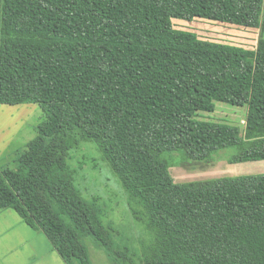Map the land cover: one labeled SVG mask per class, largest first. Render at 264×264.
I'll use <instances>...</instances> for the list:
<instances>
[{"label":"trees","instance_id":"16d2710c","mask_svg":"<svg viewBox=\"0 0 264 264\" xmlns=\"http://www.w3.org/2000/svg\"><path fill=\"white\" fill-rule=\"evenodd\" d=\"M264 0H0V104H36V136L0 165V210L43 232L64 264H264V173L175 182L163 153L264 160V37L252 48L200 38L172 19L263 29ZM245 107L243 128L202 120ZM97 145L149 233L140 256L103 224L69 165ZM226 153V152H224Z\"/></svg>","mask_w":264,"mask_h":264},{"label":"rangeland","instance_id":"374dc122","mask_svg":"<svg viewBox=\"0 0 264 264\" xmlns=\"http://www.w3.org/2000/svg\"><path fill=\"white\" fill-rule=\"evenodd\" d=\"M172 22L175 28L195 32L205 40L246 48H252L257 43V32L253 28L201 18L191 21L174 18ZM22 112H26L25 117L22 116ZM245 112V107L217 102L214 112H198L196 116L202 120L226 122L243 128ZM42 117V110L36 104L28 107L1 106L0 123L12 122L18 127L15 129L16 138L7 149L19 147L24 149L26 141L36 136V127ZM222 151L226 153L217 154L216 159L209 162L189 160L182 150L165 152L162 158L170 164L169 171L175 182L264 173V160L228 164L225 156L230 154L233 148ZM14 154L15 152L10 156L3 154L0 157V165L14 167ZM68 162L82 197L85 200L98 199L101 219L104 225L113 229L114 241L122 248H129L132 253L140 256V242L148 241L150 235L144 225L132 217L127 203V193L97 145L87 140H79L78 145L70 150ZM85 243L92 264H112L106 251L91 236L85 237ZM131 258L135 260V264H139L136 256L132 255ZM0 264H63V260L43 232L32 230L14 210L7 208L0 210Z\"/></svg>","mask_w":264,"mask_h":264},{"label":"crops","instance_id":"0c3cea01","mask_svg":"<svg viewBox=\"0 0 264 264\" xmlns=\"http://www.w3.org/2000/svg\"><path fill=\"white\" fill-rule=\"evenodd\" d=\"M262 18H263V21H264V15H263ZM255 31L257 32V39L260 37V35H262L264 37V25H263V29L262 30L260 28H257ZM20 105H25L26 107H28V105H33V104H20ZM1 106H6V105L5 104H0V107ZM9 106H15V105H9ZM24 109L27 110V108H24ZM203 113H207V112H203ZM22 116L25 117L26 116V112H22ZM21 118H19V119H21ZM0 124H1L0 125V157H2L3 154H5V155L9 154V156H10V154H13L17 150L23 149L21 147L16 148V149L15 148L7 149L14 142V140L16 138V132H17L15 129L18 128V127L16 126L15 123H12V122H9L7 124H3V123H0ZM28 142L26 141V144ZM26 144H25V146H26ZM63 264H64V262H63Z\"/></svg>","mask_w":264,"mask_h":264}]
</instances>
